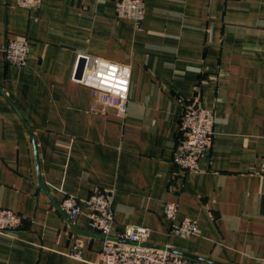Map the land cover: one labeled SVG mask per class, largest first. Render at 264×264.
I'll return each mask as SVG.
<instances>
[{"label":"crops","instance_id":"obj_1","mask_svg":"<svg viewBox=\"0 0 264 264\" xmlns=\"http://www.w3.org/2000/svg\"><path fill=\"white\" fill-rule=\"evenodd\" d=\"M141 1L136 25L115 0H0V208L22 218L0 233V264H101L94 192L113 194V236L142 226L150 246L264 264V0ZM19 38L31 44L21 69L4 58ZM92 58L130 66L123 118L92 109L79 79ZM195 104L214 110L215 136L199 172H185L173 158ZM68 196L81 202L72 221ZM169 202L196 235L171 232Z\"/></svg>","mask_w":264,"mask_h":264},{"label":"built area","instance_id":"obj_2","mask_svg":"<svg viewBox=\"0 0 264 264\" xmlns=\"http://www.w3.org/2000/svg\"><path fill=\"white\" fill-rule=\"evenodd\" d=\"M43 0H17L18 6L34 10ZM116 14L120 18L132 20L140 25L144 17L141 0H115ZM31 44L27 39L11 40L5 51L7 64L18 69L27 64ZM132 70L130 66L110 62L102 58H92L83 70L81 85L90 89L96 99L92 109L106 112L113 110L118 118H123L128 110ZM181 138L174 153L173 164L185 172H199L200 161L209 153L215 136L214 110L200 106H187L181 118ZM92 229L103 239L100 253L101 264H205L188 259L170 248L154 247L148 244L149 229L142 226L127 228L114 233L113 194L94 192L85 201ZM179 205L169 202L164 208L165 218L172 223V233L190 238L197 234L194 223H177ZM60 209L70 220L81 214V202L75 197H66ZM22 218L17 213L0 208V233L18 229ZM80 246L72 249V256L78 258Z\"/></svg>","mask_w":264,"mask_h":264},{"label":"water","instance_id":"obj_3","mask_svg":"<svg viewBox=\"0 0 264 264\" xmlns=\"http://www.w3.org/2000/svg\"><path fill=\"white\" fill-rule=\"evenodd\" d=\"M82 75H83V71H80V72H79V79L82 78ZM8 101L10 102L9 99H8ZM20 117H21V116H20ZM21 119H22L23 123H25V121L23 120L22 117H21ZM25 124H26V123H25ZM28 130H29V133H30L31 137L33 138L31 130H30L29 128H28ZM174 252H175V253H178L179 255H182V256H184V257H186V258H188V259H192V260H195V261H200V262H203V263H206V264H217V263L212 262V261H208V260L200 259V258H198V257H196V256H193V255H190V254H186V253H182V252H178V251H174Z\"/></svg>","mask_w":264,"mask_h":264}]
</instances>
